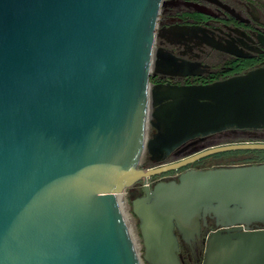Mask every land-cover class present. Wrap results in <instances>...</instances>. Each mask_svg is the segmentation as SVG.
Listing matches in <instances>:
<instances>
[{"label": "water", "instance_id": "95a60500", "mask_svg": "<svg viewBox=\"0 0 264 264\" xmlns=\"http://www.w3.org/2000/svg\"><path fill=\"white\" fill-rule=\"evenodd\" d=\"M162 1L0 0V264H182L180 238L204 242L203 264H264V230L251 228L264 225V162L147 185L264 142L140 167L146 151L264 127V66L207 85L151 84L163 72ZM126 191L142 257L117 200ZM209 220L216 230L203 232Z\"/></svg>", "mask_w": 264, "mask_h": 264}, {"label": "flooded vegetation", "instance_id": "af4514ba", "mask_svg": "<svg viewBox=\"0 0 264 264\" xmlns=\"http://www.w3.org/2000/svg\"><path fill=\"white\" fill-rule=\"evenodd\" d=\"M155 48V61L159 62L158 67L163 72H152L150 82L153 86L207 85L258 69L264 66V0H163ZM229 133L254 137V140H248L251 142H264V138L256 139L264 135V127H232L192 138L171 152H149V162H162L172 155H183V158L206 147L208 139L228 136ZM217 155L199 161H209L210 167L245 164L236 155ZM190 168L204 169L195 162L152 178L177 180ZM136 189L142 193V182L136 185ZM251 228L264 230V225L256 223ZM214 230L216 225L209 220V226L203 228V232ZM204 251L203 241L194 246L180 238L182 264H185V252L189 253L190 260L200 261Z\"/></svg>", "mask_w": 264, "mask_h": 264}, {"label": "rangeland", "instance_id": "374dc122", "mask_svg": "<svg viewBox=\"0 0 264 264\" xmlns=\"http://www.w3.org/2000/svg\"><path fill=\"white\" fill-rule=\"evenodd\" d=\"M152 84V82H151ZM152 138V134H151V126H149V130H148V140H150ZM264 138V135L256 138L257 140H263ZM255 138L253 137H250L248 135H240V134H233V133H229L228 136L226 135H223L221 137H217L215 139H208L207 140V143H206V146L208 145H217V144H224L226 142H240V141H248V140H254ZM183 155H180V156H174L172 155L171 157H169L167 160L165 161H162V162H156V163H152L150 164L149 162V151H146L141 163H140V167L141 168H149V167H153V166H156L158 164H161V163H164V162H171L173 160H176V159H179L181 158ZM207 165V164H205ZM166 181H169V179H167ZM128 191L127 193L124 195L126 196V201H127V206H128V211H129V214L132 216V218L134 219V226L136 228V235L138 237V240H139V248H138V253L139 255L142 257L143 255V245H142V240H141V237H140V233H139V230H138V222L136 220V218L134 217V215L132 214V211H131V201L128 197ZM204 256H205V251L203 253V255H201L199 258H200V261H197V260H190V255L189 253L185 252L184 254V259H185V264H203L204 262ZM145 264V263H144Z\"/></svg>", "mask_w": 264, "mask_h": 264}, {"label": "trees", "instance_id": "16d2710c", "mask_svg": "<svg viewBox=\"0 0 264 264\" xmlns=\"http://www.w3.org/2000/svg\"><path fill=\"white\" fill-rule=\"evenodd\" d=\"M238 156L242 163H261L264 162V150H241V151H232L218 154V157L222 156ZM197 165H200L204 168H209L211 165L209 161H197ZM207 164V165H205Z\"/></svg>", "mask_w": 264, "mask_h": 264}, {"label": "bare ground", "instance_id": "6f19581e", "mask_svg": "<svg viewBox=\"0 0 264 264\" xmlns=\"http://www.w3.org/2000/svg\"><path fill=\"white\" fill-rule=\"evenodd\" d=\"M117 200H118L119 206H120V208L122 210V213H123L126 225L128 227V230L130 232V236H131V238H132V240L134 242V245H135L136 249L138 250V248H139V240H138V237L136 235V228L134 226V219L129 214L127 201H126V198L124 196V193L119 194L117 196Z\"/></svg>", "mask_w": 264, "mask_h": 264}, {"label": "built area", "instance_id": "2783aa9c", "mask_svg": "<svg viewBox=\"0 0 264 264\" xmlns=\"http://www.w3.org/2000/svg\"><path fill=\"white\" fill-rule=\"evenodd\" d=\"M161 181H163L161 178H149V180L147 181V185H154V184H156V183H158V182H161ZM127 193V191L124 193V195ZM126 197V196H125Z\"/></svg>", "mask_w": 264, "mask_h": 264}]
</instances>
